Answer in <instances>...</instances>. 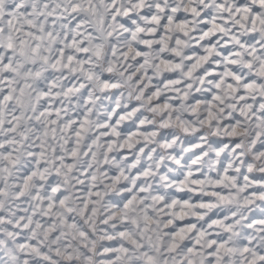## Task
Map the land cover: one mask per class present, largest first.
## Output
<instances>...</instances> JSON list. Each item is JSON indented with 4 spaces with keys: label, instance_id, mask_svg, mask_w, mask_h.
Wrapping results in <instances>:
<instances>
[{
    "label": "snow or ice",
    "instance_id": "snow-or-ice-1",
    "mask_svg": "<svg viewBox=\"0 0 264 264\" xmlns=\"http://www.w3.org/2000/svg\"><path fill=\"white\" fill-rule=\"evenodd\" d=\"M0 264H264V0H0Z\"/></svg>",
    "mask_w": 264,
    "mask_h": 264
}]
</instances>
